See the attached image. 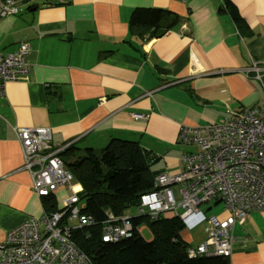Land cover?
<instances>
[{
  "label": "crops",
  "instance_id": "0c3cea01",
  "mask_svg": "<svg viewBox=\"0 0 264 264\" xmlns=\"http://www.w3.org/2000/svg\"><path fill=\"white\" fill-rule=\"evenodd\" d=\"M139 8L179 21L160 37L145 29L133 35ZM23 42L30 46L29 74L7 83L0 96V243L46 208L14 128H49L54 149L98 151L113 139L136 141L158 158L155 171L178 173L193 148L179 141L182 127L219 125L264 102L248 69L253 62L264 67V0H47L0 22V53ZM66 193L51 198L60 207ZM193 231L181 236L195 247L206 234ZM232 234L229 264H264V210Z\"/></svg>",
  "mask_w": 264,
  "mask_h": 264
},
{
  "label": "built area",
  "instance_id": "2783aa9c",
  "mask_svg": "<svg viewBox=\"0 0 264 264\" xmlns=\"http://www.w3.org/2000/svg\"><path fill=\"white\" fill-rule=\"evenodd\" d=\"M23 1L0 0V22L19 15ZM29 51V44L23 42L11 54L0 53V96L7 83L27 78ZM248 69L264 88V67L253 62ZM14 132L36 195L44 200L62 189L67 193L56 211L45 208L40 218H29L8 233L0 243V264H93L72 240L74 230L95 221L83 212V187L60 157L69 145L54 149L49 128H14ZM179 141L193 146L194 151L182 157L180 172L155 178L154 190L140 197L137 215L179 217L188 231L208 223L206 239L188 249L189 257L230 258L237 243L234 226L244 224L252 212L264 210V102L243 108L219 125L182 127ZM214 202L223 204V217H208L201 209ZM130 216L118 218L108 213L102 242L132 237ZM143 230L142 226L138 233L143 235Z\"/></svg>",
  "mask_w": 264,
  "mask_h": 264
},
{
  "label": "trees",
  "instance_id": "16d2710c",
  "mask_svg": "<svg viewBox=\"0 0 264 264\" xmlns=\"http://www.w3.org/2000/svg\"><path fill=\"white\" fill-rule=\"evenodd\" d=\"M225 7L237 22L241 21L231 3L227 2ZM178 21L179 18L169 12L139 8L131 17V34H139L145 29L152 30L150 38L160 37ZM60 157L75 181L83 187V212L95 221L93 225L72 233L74 244L89 256L93 264H229V258L189 257L188 249L192 245L181 236L185 226L179 217L152 219L134 214L130 216L134 229L132 237L117 243L102 242V227L108 213L121 218L130 208H137L140 197L154 190L155 178L161 174L153 169L158 158L138 142L113 139L98 151L71 144ZM45 207L56 211L57 201L48 198ZM142 226L150 229V239L138 233Z\"/></svg>",
  "mask_w": 264,
  "mask_h": 264
},
{
  "label": "rangeland",
  "instance_id": "374dc122",
  "mask_svg": "<svg viewBox=\"0 0 264 264\" xmlns=\"http://www.w3.org/2000/svg\"><path fill=\"white\" fill-rule=\"evenodd\" d=\"M45 1H47V0H30L29 2L23 3L20 6V11H21V13H24L27 10H29L30 7H35L36 5H42ZM189 149H191L190 151H194V147L193 148L190 147ZM175 190H176V188H175ZM201 209L207 214L208 217H212V216L223 217L225 215L224 206L222 203H215L214 202L213 204H210V205H202ZM127 214L128 215L138 214V209L136 207H132L127 211ZM143 227H144L143 236L146 239H149L152 236L151 231L147 226H143ZM207 227H208V223H205V224L199 226L197 229H195V231H193V233H200V234L204 233V234H206L205 230ZM186 230L187 229H185V231ZM205 239H206V237H205Z\"/></svg>",
  "mask_w": 264,
  "mask_h": 264
},
{
  "label": "water",
  "instance_id": "95a60500",
  "mask_svg": "<svg viewBox=\"0 0 264 264\" xmlns=\"http://www.w3.org/2000/svg\"><path fill=\"white\" fill-rule=\"evenodd\" d=\"M30 0H26V3L29 2ZM38 7H36L35 9H37Z\"/></svg>",
  "mask_w": 264,
  "mask_h": 264
}]
</instances>
